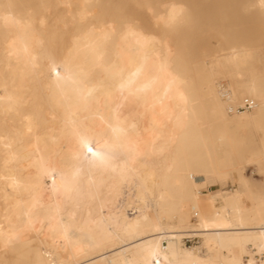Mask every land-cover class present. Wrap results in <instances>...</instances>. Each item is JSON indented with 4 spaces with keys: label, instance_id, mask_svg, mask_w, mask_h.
Listing matches in <instances>:
<instances>
[{
    "label": "bare ground",
    "instance_id": "bare-ground-1",
    "mask_svg": "<svg viewBox=\"0 0 264 264\" xmlns=\"http://www.w3.org/2000/svg\"><path fill=\"white\" fill-rule=\"evenodd\" d=\"M134 2L0 0L4 264H264V49L228 41L191 75L187 0ZM247 124L262 179L213 188Z\"/></svg>",
    "mask_w": 264,
    "mask_h": 264
},
{
    "label": "rangeland",
    "instance_id": "rangeland-1",
    "mask_svg": "<svg viewBox=\"0 0 264 264\" xmlns=\"http://www.w3.org/2000/svg\"><path fill=\"white\" fill-rule=\"evenodd\" d=\"M155 1V0H153ZM165 1V0H162ZM194 19L188 30L181 35V43L187 45L184 49L188 72L197 74L205 69V60L211 59L228 41H245L260 45L264 49V15L259 8L248 0H187ZM116 13L141 14L135 6L134 0H115ZM218 80L222 84H228V76L219 75ZM237 107L239 105H236ZM245 110V109H239ZM238 141L234 156L226 158L228 174L223 179H217L213 188L228 191L237 182H232L235 174H245L254 179H262L258 172V163L246 159L257 147L263 136L261 130H251L247 124L237 131ZM261 176V177H260ZM202 211L205 212L202 207ZM187 246L199 244V238H184ZM0 264L4 260L0 258Z\"/></svg>",
    "mask_w": 264,
    "mask_h": 264
},
{
    "label": "snow or ice",
    "instance_id": "snow-or-ice-1",
    "mask_svg": "<svg viewBox=\"0 0 264 264\" xmlns=\"http://www.w3.org/2000/svg\"><path fill=\"white\" fill-rule=\"evenodd\" d=\"M99 145L93 142L88 137H82L81 139V149L82 155L86 158H100V153L98 151Z\"/></svg>",
    "mask_w": 264,
    "mask_h": 264
},
{
    "label": "built area",
    "instance_id": "built-area-1",
    "mask_svg": "<svg viewBox=\"0 0 264 264\" xmlns=\"http://www.w3.org/2000/svg\"><path fill=\"white\" fill-rule=\"evenodd\" d=\"M253 105V101L250 99H244L242 104H240L237 109H250Z\"/></svg>",
    "mask_w": 264,
    "mask_h": 264
}]
</instances>
